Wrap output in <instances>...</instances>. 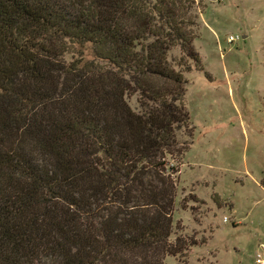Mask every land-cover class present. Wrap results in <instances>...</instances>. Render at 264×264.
<instances>
[{"label":"trees","instance_id":"16d2710c","mask_svg":"<svg viewBox=\"0 0 264 264\" xmlns=\"http://www.w3.org/2000/svg\"><path fill=\"white\" fill-rule=\"evenodd\" d=\"M200 6L0 0V264H165L184 252L170 237L184 74L189 61L204 71ZM70 45L95 60L67 62Z\"/></svg>","mask_w":264,"mask_h":264},{"label":"rangeland","instance_id":"374dc122","mask_svg":"<svg viewBox=\"0 0 264 264\" xmlns=\"http://www.w3.org/2000/svg\"><path fill=\"white\" fill-rule=\"evenodd\" d=\"M199 1L194 47L204 71L189 61L191 71L184 74L189 123L179 129L177 140L187 148L177 161L170 237L172 243L181 238L187 247L176 257L167 256L165 264H260L257 255L264 259V0ZM69 49L67 62L95 60L89 45ZM182 56L178 47L170 51L169 59L174 64ZM128 102L139 111L137 97Z\"/></svg>","mask_w":264,"mask_h":264},{"label":"built area","instance_id":"2783aa9c","mask_svg":"<svg viewBox=\"0 0 264 264\" xmlns=\"http://www.w3.org/2000/svg\"><path fill=\"white\" fill-rule=\"evenodd\" d=\"M232 41H234V38L233 37L229 38V42L231 43ZM257 258H258V262L260 264H263L264 263V259H263V256L261 254H258L257 255Z\"/></svg>","mask_w":264,"mask_h":264}]
</instances>
